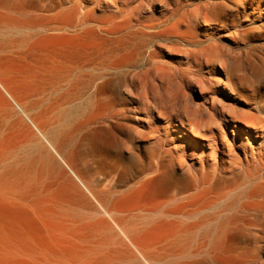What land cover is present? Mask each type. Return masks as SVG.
I'll return each instance as SVG.
<instances>
[{"label":"bare ground","instance_id":"obj_1","mask_svg":"<svg viewBox=\"0 0 264 264\" xmlns=\"http://www.w3.org/2000/svg\"><path fill=\"white\" fill-rule=\"evenodd\" d=\"M211 8L0 0V64H25L36 129L0 109V264H264V148L207 154L219 99L193 106L221 80L195 32ZM168 53L199 75L176 77ZM247 132L264 145V120Z\"/></svg>","mask_w":264,"mask_h":264},{"label":"rangeland","instance_id":"obj_2","mask_svg":"<svg viewBox=\"0 0 264 264\" xmlns=\"http://www.w3.org/2000/svg\"><path fill=\"white\" fill-rule=\"evenodd\" d=\"M208 1L213 8L205 15L203 27L195 32L198 38L207 44L211 42L218 44V47L209 50V56L205 57V60L211 61L208 66L214 63L221 80L218 88L213 87L212 79L216 73H210L211 71L208 73L204 68L201 73L213 88L204 93H201L199 88H193L191 94L193 106L201 112L204 110L201 105L205 104L203 96L208 95L211 98L214 94L218 97L216 115L221 128L217 129L213 123H209L208 127H213L217 137L215 146H207L205 149L209 154V148H215L219 157L229 165L234 160L231 156L233 153L244 157V151L250 150V147L254 150L264 148V145L259 146L254 137L253 139L251 137L250 142L247 139V131L251 136L255 135L258 125L264 120V0ZM215 3H219L218 6L214 5ZM159 7L160 5L157 9L161 8ZM181 57L179 53H168L166 58L175 66L176 77L185 75L182 79L187 80L199 75L196 67L193 68L185 59L180 62ZM0 69L6 77V81H2L3 86L0 85V109L4 112L13 109L19 118L36 130L32 123L33 112L27 110L23 100L26 92L25 64L3 61ZM168 88L172 95L177 96L176 88L172 85ZM205 106L210 107L211 103H206ZM1 128L3 126L0 122ZM4 132L3 137L6 140L10 135V139H14V131L4 129ZM197 139L202 141L201 138ZM203 142L207 144V140L204 139ZM209 157L206 155L207 159Z\"/></svg>","mask_w":264,"mask_h":264}]
</instances>
